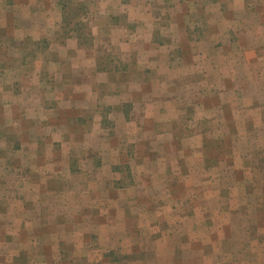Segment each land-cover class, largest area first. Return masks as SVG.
Here are the masks:
<instances>
[{
    "label": "rangeland",
    "instance_id": "rangeland-1",
    "mask_svg": "<svg viewBox=\"0 0 264 264\" xmlns=\"http://www.w3.org/2000/svg\"><path fill=\"white\" fill-rule=\"evenodd\" d=\"M15 24L43 31H4ZM0 28V173L7 188L36 170L34 156H70L76 179L67 183L75 187L93 184V176L84 175L85 156L107 162L106 173L117 156L112 162L121 175L105 177L104 199L82 192L73 199L103 223L90 227L82 248L95 249L94 256L82 264H225L233 259L230 250L234 262L264 264V0H0ZM194 56L201 57L184 63ZM62 58L70 60L53 62ZM67 70L77 74L57 84L55 73ZM35 71L42 78L39 112L32 97L26 104L18 98L32 84L23 75L33 78ZM127 71L132 75L113 83L80 75ZM65 89L90 99L100 95L106 144L93 143L88 133L67 146L47 143L45 134L20 144L24 112L27 125H46L55 108L68 105L59 94ZM122 91L135 103L121 108L134 112L136 140L111 123ZM78 119L84 124L89 116ZM17 241L0 243L15 252L9 264L26 260ZM102 249L106 260L96 255ZM3 259L0 264L8 263Z\"/></svg>",
    "mask_w": 264,
    "mask_h": 264
},
{
    "label": "crops",
    "instance_id": "crops-1",
    "mask_svg": "<svg viewBox=\"0 0 264 264\" xmlns=\"http://www.w3.org/2000/svg\"><path fill=\"white\" fill-rule=\"evenodd\" d=\"M27 8L28 7L23 6L24 10ZM18 25L19 24L10 25V28L4 31L15 32L17 34H26V32L28 34H41L43 31L42 26L27 27V25H21V28H19ZM48 27H51V25H45L44 30H47ZM4 31H2V33H4ZM200 57L201 56L188 58L185 57L184 63L192 64L193 61H196V59L199 60ZM64 60L67 63L70 59L62 58L60 61L57 59L53 62L60 64V62H63ZM73 73L75 72L73 71ZM73 73L69 70L66 72H56L54 75L55 81L59 82L57 84H64V82L69 80L72 81L74 76ZM125 73L130 74V76L132 75V72L130 71L114 73L108 72L106 74L103 72H96L95 74L82 72L80 75L82 80L86 81L91 79L92 76V78L95 79L94 81H96L97 84H100L107 82L113 83V81L119 82L122 79V75L128 76V74ZM198 73H201V71H197V74ZM29 75H33V78L28 76L26 79V75L24 74L23 81L31 82L32 84H30L28 89L21 88V91L18 93V98H22L20 101L26 104L25 99H30V97H32V107L35 111L39 112L38 110L40 108L37 107L36 102H38V94L41 95L42 93L41 90H38L36 87L39 86L42 78L38 71H35ZM197 76H199V74ZM94 81L93 83H95ZM93 86L94 85H92V87ZM55 91L57 90L55 89ZM51 93H53V91H51ZM125 93L126 92L122 91L121 95L119 96L117 106L120 107H118V110L114 109L115 106L112 107L111 114H113V120L111 123L113 126H115V132H117V130L119 131L121 127L125 126V128L128 130L129 137H133V140H136L137 137L135 134H133L135 132L132 129H136L139 124L133 123L134 112L131 109L130 113L127 115L126 112L121 108V105L123 104L130 102L134 105L135 103L133 100L126 98ZM59 94L65 95L68 105L65 107V109H58L61 107L55 108L54 114L56 118L53 120V117H51L52 119H50L46 125H43V122L41 125L36 122L31 123V126L27 125L26 111L24 112L25 119H23V122L19 124V143L33 144L35 143V140L38 138L39 134H45L44 139L43 137H41V139L46 140L47 143L52 145L55 142L58 143L61 141L62 145L67 146L74 141H84V135L88 133V138H91L93 143L96 140L98 144L101 142L103 145L105 141L103 140L102 134L103 130L106 128V126L103 125L106 124V113L103 115L98 107L100 95L95 91V95L90 99L86 98L87 94L84 91L83 95H80V92L75 94V91L68 89H65V93L60 92ZM197 94H200L199 91H197ZM210 96L212 97V95ZM77 97H82L81 101L83 103L81 105L83 106V109L77 110L75 107H73L77 101ZM29 103H31V100L27 101L28 106ZM23 106L24 105L19 107V109L23 110ZM210 108H212V105ZM91 110L92 112H90ZM4 111H6V109H4ZM79 114L83 117L88 115L89 119L86 120L84 124H81L79 123L78 119ZM250 126L251 128H248V126H246V128L252 131V129L255 128L257 124L252 123ZM48 131L51 133L46 134ZM195 136L201 137L202 133ZM209 137H211L210 141H212L213 137L211 134ZM251 137L252 135L250 134L248 138ZM27 138L29 141H27ZM86 152L95 153L91 149L87 150ZM119 156H122L121 153H119ZM78 157L79 159L84 160V156ZM33 160H36L37 162V164H35L36 170H29L30 173L29 175H25L26 177L23 183L21 184L19 182V184H16L12 191L9 190V188H7V184H5V174H3V171L0 173V176L2 177V181L0 182V202L2 205L0 206V243L5 247H10V239L14 238L18 240L16 244L18 247L17 249H20V251H22V249L26 251L24 252V255H26V260H23L22 263L18 262L17 264H82L84 263L82 261L85 257L88 258L90 255L91 257L94 256L92 253L95 251V249L89 250L88 248H82L83 243L87 244L91 240L93 231L90 232V227L92 229L97 225L102 226L103 223L100 220L99 222L94 220L93 215H90V210H86L84 212L83 205L80 206L79 203H73V199L75 197L79 198L78 192H82L87 195L91 194V198L94 197L93 199L96 200L104 199L107 192L104 187L106 186L105 177L113 176L115 179L117 176L121 175V170L118 167L119 165L117 166L115 161L112 162L113 160H117V156H115V158L109 162V166L112 164V168L110 170L108 169L107 173V162H100L99 159L95 160V156H85L84 161L86 162L85 165L87 171L84 173V175L88 176L87 180L89 177L93 176V184H91V181L89 180V185H87V182L76 187L73 186L74 183H67L70 177L72 182H74L76 179L74 172L70 169V161L72 160L70 156H34ZM95 162H97L96 165ZM24 173H26L25 170ZM108 191L114 192L113 189H109ZM9 193L17 195L11 197V194L9 195ZM79 208L82 209L80 214L78 210ZM84 213H86L85 216ZM84 218H86L85 223L83 222ZM78 225H82V227H79ZM58 226L65 228H62L64 229L63 231H57ZM83 226H85V228H83ZM100 235L101 234L99 233V236ZM61 242L63 243L61 244ZM2 248L4 247H0V256L4 258L3 260L8 261V263L4 264H9L11 257L9 259L7 257L8 255H15V252L10 251V249L9 252H7ZM14 251H16V249ZM102 251L104 252L106 250L102 249ZM118 251L125 253L123 250ZM103 252L97 250L96 255L100 257L99 259L103 258V260H106L109 257V254ZM230 254L233 259L231 260V263L227 260V263L225 264H251V261L249 260H240L239 262H234V257H237V255L233 254L232 250H230ZM115 257L116 256H114V260H116ZM53 258H56V260L53 261ZM145 260H147V256ZM118 262L120 261H115V264ZM260 262L257 261L256 263L252 261L253 264L263 263L262 261Z\"/></svg>",
    "mask_w": 264,
    "mask_h": 264
}]
</instances>
